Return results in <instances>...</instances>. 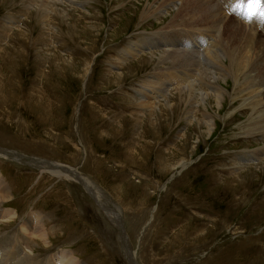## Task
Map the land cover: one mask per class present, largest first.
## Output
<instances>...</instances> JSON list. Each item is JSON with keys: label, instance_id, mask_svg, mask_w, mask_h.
<instances>
[{"label": "rangeland", "instance_id": "rangeland-1", "mask_svg": "<svg viewBox=\"0 0 264 264\" xmlns=\"http://www.w3.org/2000/svg\"><path fill=\"white\" fill-rule=\"evenodd\" d=\"M174 1L0 0V147L70 165L97 183L107 206L121 209L140 264H264V159L245 161L264 146L260 128L251 130L264 114V57L251 53L262 61L256 81L246 86L239 70L236 89L231 76L212 78L214 55L202 57L194 76L185 62L162 65L157 50L138 51L165 31L187 54L204 51L199 35L217 41L212 20L203 33L178 31L185 15L176 17ZM213 2L216 19L226 14L227 41L239 26L264 39L262 20L250 23L252 0ZM169 65L181 72L168 73ZM184 72L190 78L177 89ZM210 81L225 88L220 103ZM164 86L171 92L151 100L156 107L141 106L151 102L143 94ZM0 171L12 189L0 211L14 219L1 228L20 226L24 249L37 243L35 264H49L48 255L63 264L69 252L73 264H127L118 223L80 182L3 155ZM31 228L39 231L28 241Z\"/></svg>", "mask_w": 264, "mask_h": 264}, {"label": "bare ground", "instance_id": "bare-ground-1", "mask_svg": "<svg viewBox=\"0 0 264 264\" xmlns=\"http://www.w3.org/2000/svg\"><path fill=\"white\" fill-rule=\"evenodd\" d=\"M61 2H67L68 4H72L74 3L73 0H60ZM38 2V1H36ZM168 2V1H167ZM178 2L179 3V6L176 7L177 9V15H185V18L183 19L182 23H181V30H178V31H184L185 33V29H188V31H191V29L193 30L192 32H194V30H197V31H200V32H205V28L207 26V28L209 29V25L206 23V22H209L212 20V22L214 23V26H213V29L215 30V34L213 32V34L217 37V41L216 42H212V38L211 40H208V39H205L207 37L204 38V36H201L199 35V41L200 44H202V42H205V48H204V51L202 53L200 52H192L193 54H187L189 51L186 50L185 48H183L180 44L179 41L177 40H174L173 39V36H171L169 38V34H166V31L163 33V35L161 36V38H158L156 39L157 41L155 42L154 40L152 41H149L151 39H148L146 42H144L142 45H140L142 48L138 51H141V50H145V49H149V50H157L160 54L159 58H161V61L160 63H162V65L165 63V62H168V61H171L172 64L176 65L175 63H187L188 66L190 67L191 71L195 72L194 76L196 75V72H197V65L199 62H201L203 59L202 57H210L212 55H214L215 59H216V68L213 69V71L215 72V75L212 77L214 80L218 77H220L221 75L224 76L225 78L227 76H231L235 79V85H236V89L239 88V84L237 82V78H238V71L243 73V75H245L244 77V81H245V85L246 86H251L254 84V81L256 80H253L254 79V75L257 74L256 72V68L254 66V64H258V65H261L262 64V61H256L255 63L253 62L254 61V55H257V57H264V39L260 38L259 36H257L255 34V31L253 30V28L251 27H242V26H239L238 29L235 28V30L233 31L234 33L232 34V36H230L231 38H229V40L227 41L226 38L222 37V35L220 34V29L222 27V24L224 23V19L226 17V14H222L220 11V13L222 14V18L221 19H216V17H218V9L216 8L213 0H175L174 3ZM44 3V2H43ZM81 5V4H80ZM170 5V4H169ZM166 7V6H165ZM168 7V6H167ZM166 7V8H167ZM47 8V7H46ZM174 8V7H172ZM231 8V6H230ZM161 9V8H160ZM165 9V8H164ZM48 10V9H47ZM46 11V10H45ZM150 11V10H149ZM162 12V11H161ZM167 12V10H166ZM169 12V11H168ZM66 13V12H65ZM164 13V12H162ZM161 13V14H162ZM46 14V13H45ZM146 14V13H145ZM182 15V16H183ZM164 16V15H163ZM216 16V17H215ZM144 17V16H143ZM175 17V18H176ZM179 17V16H178ZM48 18V17H47ZM250 18V17H249ZM53 20V19H52ZM180 20V19H179ZM249 20V19H248ZM194 21L193 25L191 24V22ZM12 22V21H11ZM177 22V21H176ZM198 22L197 25L194 26V24ZM13 23V22H12ZM226 24V23H225ZM211 25V24H210ZM234 25V24H233ZM232 25V27H233ZM236 25V24H235ZM239 25V24H238ZM248 26V25H247ZM56 28V27H55ZM54 28V29H55ZM174 28V27H173ZM22 29V28H20ZM13 30V29H12ZM169 30V29H168ZM161 31V30H160ZM21 32V31H20ZM224 32V31H223ZM232 32V31H231ZM162 33V32H161ZM210 32H208L209 34ZM159 34V33H158ZM157 34V35H158ZM173 35V34H172ZM206 35V34H205ZM208 36V35H207ZM224 36V35H223ZM146 38V37H145ZM151 38V37H150ZM130 43V42H129ZM135 43V42H134ZM137 43V42H136ZM135 43V44H136ZM198 45V44H196ZM128 49V48H127ZM125 49V50H127ZM261 49V52L259 51ZM124 50V51H125ZM136 50V49H135ZM136 50V53L138 52ZM256 51H259V53L257 52L256 54ZM142 52V51H141ZM21 53V52H20ZM251 53H253L251 56ZM131 54V53H130ZM195 54V55H194ZM122 55V54H121ZM124 58H126L128 56V54H124ZM119 56V55H118ZM141 56V54H140ZM15 57V56H14ZM213 57V58H214ZM121 58V57H120ZM151 58V57H150ZM154 58V57H153ZM212 59V57H210ZM227 58L231 64L228 65V64H225L224 63V59ZM122 59V58H121ZM120 59V60H121ZM129 59V58H128ZM210 59V60H211ZM119 60V62H120ZM213 60V59H212ZM264 60V59H263ZM118 61V60H117ZM128 61V60H127ZM142 61V60H141ZM179 61V62H178ZM123 62V61H122ZM229 62V63H230ZM122 64V63H120ZM168 64V63H167ZM174 65H169V66H165L164 69H166L169 72H181V71H178L177 70H172ZM120 66V65H119ZM144 66V65H143ZM173 66V67H172ZM180 66V65H179ZM203 66V64H202ZM201 68H204L202 67ZM208 66V65H207ZM117 67V66H116ZM163 68V67H162ZM176 68V67H175ZM184 68V67H183ZM188 68V67H187ZM210 68V66H209ZM248 68H251L252 71L254 72V74H252L251 72L252 71H248L246 69ZM263 68H264V64H263ZM208 69V67H207ZM200 70V68H199ZM198 70V72L200 73V71ZM205 70V68H204ZM245 70V71H244ZM159 71V70H158ZM184 71V70H183ZM207 71V70H206ZM211 71V69H210ZM235 71V72H234ZM115 72V71H114ZM187 72V71H186ZM119 73V72H118ZM205 73V71H204ZM203 73V74H204ZM213 73V72H212ZM116 74V73H115ZM120 74V73H119ZM156 74V73H155ZM159 74V73H158ZM166 74V72H165ZM181 74V73H179ZM183 75H176L175 77V80L176 82H174V84L176 85V88L177 89H180L181 87H179V85L183 82H188L190 76L187 74V73H182ZM202 74V73H201ZM200 74V75H201ZM206 74V73H205ZM214 74V73H213ZM118 75V74H117ZM153 75V74H152ZM240 75V73H239ZM109 76V75H108ZM154 76V75H153ZM152 76V77H153ZM157 76V75H156ZM204 76V75H203ZM209 75H207L208 77ZM258 76V75H257ZM120 77V76H119ZM124 77V76H123ZM161 77V76H160ZM200 77V76H198ZM197 77V78H198ZM205 77V76H204ZM117 78V77H116ZM196 78V80H197ZM122 79V78H121ZM148 79V78H147ZM172 79V77H171ZM192 79V78H191ZM201 79H204V78H201ZM206 79V78H205ZM116 80V79H115ZM152 79H149L150 83L152 82L151 81ZM211 80V79H210ZM158 81V80H157ZM201 81V80H200ZM204 82V80H202ZM201 81V82H202ZM206 81V80H205ZM208 81V79H207ZM144 82V81H143ZM148 82V81H146ZM144 82L142 85L145 86V83ZM200 82V84H201ZM202 82V84H203ZM218 82V81H217ZM261 82H263L261 80ZM207 83L208 82H204ZM211 85H213V89L215 90V95L220 103V101L223 99L224 97V92H225V88H223L222 86H220L219 84L215 83V81H210ZM148 85V83H146ZM152 84V83H151ZM150 84V85H151ZM160 84V83H159ZM195 84V83H193ZM172 85V84H171ZM178 85V86H177ZM184 85V84H183ZM205 85V84H204ZM154 86H157L156 83ZM188 86V85H187ZM195 86V85H194ZM202 86V85H201ZM209 86V85H208ZM148 86H146V89H147ZM153 87V86H152ZM160 87V86H159ZM175 87V86H174ZM173 87V88H174ZM186 87V86H185ZM197 87V86H196ZM195 87V88H196ZM200 87V86H199ZM151 88V87H149ZM172 88V89H173ZM202 88V87H201ZM158 89V88H157ZM171 89V90H172ZM182 89V88H181ZM191 89V88H190ZM198 89V88H197ZM210 89V88H209ZM142 90V89H141ZM140 90V91H141ZM148 90V89H147ZM155 90V89H154ZM189 90V89H188ZM193 89H191L190 91H192ZM202 90V89H200ZM138 91V90H137ZM197 91V90H196ZM210 91V90H209ZM144 92V90H143ZM168 92H171L170 91V87L169 86H164L163 88H161L159 91H156V92H152L150 91L149 94H143L141 93V101H155L157 103L160 102L161 98L165 97L166 98V94ZM202 92V91H200ZM204 93V92H202ZM201 93V94H202ZM206 93V92H205ZM136 94H138L136 92ZM182 94V93H181ZM189 94V93H188ZM198 94V93H197ZM196 94V95H197ZM200 94V93H199ZM212 94V93H211ZM176 95V94H175ZM186 95V94H185ZM195 95V94H194ZM130 96V95H129ZM179 96V94H178ZM182 96V95H180ZM191 96V95H190ZM169 97V96H168ZM187 97V96H185ZM180 98V97H179ZM183 98V97H181ZM192 98V97H191ZM199 98V97H198ZM197 98V99H198ZM207 98V97H206ZM138 99V98H137ZM163 100V99H162ZM168 100V99H167ZM183 100V99H182ZM201 100V99H200ZM213 100V99H212ZM151 102H148L147 104L146 103H141V106H144V107H156V105L153 106L154 103ZM187 101V100H186ZM208 101V100H207ZM211 101V100H210ZM197 102V101H196ZM199 99H198V102L199 103ZM217 103V102H216ZM166 104V103H165ZM137 106V105H136ZM170 106V105H169ZM204 106H206V104L204 103ZM218 107V106H217ZM52 108V107H51ZM193 108V107H192ZM207 108V106H206ZM196 109V108H194ZM205 109V108H204ZM51 110V109H49ZM149 110V109H148ZM155 110V109H154ZM158 111V109H157ZM197 111V110H196ZM51 112V111H49ZM195 112V111H194ZM210 114V113H208ZM207 114V115H208ZM52 115V114H51ZM194 115V114H192ZM46 116V115H45ZM196 116V115H195ZM209 116V115H208ZM260 116V115H259ZM194 117V116H193ZM264 114L262 115L261 114V117L258 121H256L255 123L252 124V129L255 128V129H259L258 131L260 132L259 134H262L264 135ZM115 119V118H114ZM153 119V118H152ZM194 119V118H193ZM192 119V120H193ZM205 120V119H204ZM208 124L209 126H212V122L210 121V119H208ZM213 120V119H212ZM114 121V120H113ZM214 121V120H213ZM192 122V121H191ZM201 122V121H200ZM206 122V120H205ZM160 125V124H159ZM199 125V123H198ZM250 127V128H251ZM213 128V126H212ZM159 129V128H158ZM256 131V133L258 132ZM150 132V131H149ZM148 132V133H149ZM152 133V132H151ZM254 135V134H253ZM150 136V135H149ZM243 136V135H242ZM3 137V136H2ZM52 137V136H51ZM88 146V145H87ZM84 147V146H83ZM27 148V147H26ZM85 148V147H84ZM28 149V148H27ZM77 150V149H76ZM90 150V149H89ZM31 151V150H30ZM86 151V150H85ZM249 151V150H248ZM33 152V151H32ZM40 152V151H39ZM79 152V151H78ZM77 152V153H78ZM81 152V151H80ZM146 152V151H145ZM245 152V151H243ZM82 153V152H81ZM89 153V152H88ZM90 154V153H89ZM93 154V153H92ZM3 155V156H6L8 158H13L14 160L18 159L19 161H22V162H29L33 165H38V166H41L42 169H47L49 171H53V170H58V171H64L66 173V177L68 178H74L75 180H77L78 182H80L84 187L85 189L91 193V195L106 209V211L108 212L109 216L115 221V223H118V228L121 230V233H123L124 235H126L124 233V228L122 225V220H123V213L121 211V209L119 208L120 212L121 213H118V209L114 208V207H108L107 204L104 202V198L106 197L107 198H110L108 196L107 193H105L101 188L100 186L97 185V183H94L93 181H91L89 178H87L82 172H80L77 168H74L70 165H65V164H62L60 162H57V161H52V160H45V159H42V158H38V157H29V156H26L22 153H19L15 150H10V149H5V148H2L0 147V156ZM79 155V153H78ZM77 155V157H78ZM88 156V155H87ZM86 156V157H87ZM158 156V154H157ZM76 157V158H77ZM80 157V156H79ZM162 157V156H161ZM165 157V156H164ZM157 158V157H156ZM160 158V156H159ZM78 159V158H77ZM89 160L91 158H88ZM264 159V146L263 147H259L258 150L255 151V153H252L248 156L247 160L245 161H257V160H263ZM171 160V159H170ZM178 160V159H177ZM243 161V160H242ZM10 162V161H9ZM173 162V161H172ZM181 162V161H180ZM179 162V164H181ZM264 162V160H263ZM183 163V162H182ZM264 164V163H263ZM186 165V164H185ZM184 165V166H185ZM239 165V164H238ZM237 165V166H238ZM76 167V166H75ZM241 167V166H240ZM243 167V166H242ZM175 168V167H174ZM40 171V170H39ZM58 173V172H57ZM0 174H1V171H0ZM2 175V174H1ZM3 176V175H2ZM0 177V204H4L5 202L8 203L10 200V189L11 188H8L7 185H6V179L4 180L3 177ZM51 176V175H50ZM55 176V175H54ZM61 176V174H60ZM39 182V181H38ZM97 182V181H96ZM10 186V185H9ZM11 187V186H10ZM12 191V189H11ZM13 193V192H12ZM124 194V193H123ZM13 196V195H12ZM9 198V199H8ZM7 199L9 201H7ZM1 208V207H0ZM156 208V207H155ZM3 209V208H2ZM116 212H115V211ZM153 211V210H152ZM155 211V210H154ZM36 212V211H35ZM196 213V212H195ZM11 215L12 214H9L8 211H5V209L3 211H0V264H35L37 261V258H38V254L35 252L34 248H36V251L37 249H39V246L38 245H33L28 242L29 240L32 239L34 233H37L39 230H37L36 228H31L30 231L28 233L30 234H27L26 233V237L28 238V241L27 239L25 241H27L28 243H30L31 245H28L27 244V248L24 249L22 247V228H20L19 226V229L20 230H16V228H14L11 233H14V234H11L9 231H4L2 230L1 228V224L4 222V221H7L10 220V221H14V219H10L11 218ZM36 215V214H35ZM16 216V215H15ZM33 216V215H31ZM41 216V215H40ZM152 216V215H151ZM37 217V216H36ZM39 217V215H38ZM34 219V218H33ZM38 220V219H37ZM42 220V219H40ZM112 220V221H113ZM39 221V220H38ZM113 221V222H114ZM31 222V221H30ZM34 222H37V221H34ZM40 223V222H39ZM42 223V222H41ZM27 224V223H26ZM25 224V225H26ZM38 224V223H37ZM32 225V223H31ZM39 225V224H38ZM42 225V224H41ZM28 226V225H26ZM34 226H36L34 224ZM25 227V226H24ZM37 227V226H36ZM45 228V226H44ZM54 229V226L53 228ZM122 229H123V232H122ZM27 230V228H26ZM41 230V229H40ZM205 232V231H204ZM201 233V232H200ZM39 234V233H38ZM36 235V234H35ZM44 235H42L43 237ZM188 236V235H187ZM24 237V236H23ZM38 237V236H37ZM41 237V236H40ZM42 237L40 239H42ZM48 237V236H47ZM25 238V237H24ZM44 239V237H43ZM34 240V239H32ZM44 243H46L48 240L47 239H44L43 240ZM170 241V240H169ZM34 242V241H32ZM37 242V241H35ZM40 242V241H39ZM26 243V242H25ZM34 244V243H33ZM39 244V243H38ZM167 244V243H166ZM163 246V245H162ZM136 252V251H135ZM65 253V251L63 252ZM73 255V254H72ZM64 257H62V260L60 259V261H64L63 264H73V261L74 259L71 257V253L69 252V254L67 253V255H62ZM67 259L66 261L63 260V259ZM40 259V258H39ZM39 259H38V262H39ZM44 259V258H43ZM52 257L50 255H48L46 257V262H48L49 264H56L54 261V263L51 262ZM45 261V259H44ZM43 261V262H44ZM60 263V262H59Z\"/></svg>", "mask_w": 264, "mask_h": 264}, {"label": "water", "instance_id": "water-1", "mask_svg": "<svg viewBox=\"0 0 264 264\" xmlns=\"http://www.w3.org/2000/svg\"><path fill=\"white\" fill-rule=\"evenodd\" d=\"M122 239H123L122 243L125 242V244L123 245L124 248L128 249V245L126 244L127 240H126L125 236ZM124 254H125V257L127 258L128 264H134L133 261L131 260V257H130V251L128 250V254H127V251L124 250Z\"/></svg>", "mask_w": 264, "mask_h": 264}, {"label": "snow or ice", "instance_id": "snow-or-ice-1", "mask_svg": "<svg viewBox=\"0 0 264 264\" xmlns=\"http://www.w3.org/2000/svg\"><path fill=\"white\" fill-rule=\"evenodd\" d=\"M253 3H260L261 0H252Z\"/></svg>", "mask_w": 264, "mask_h": 264}]
</instances>
